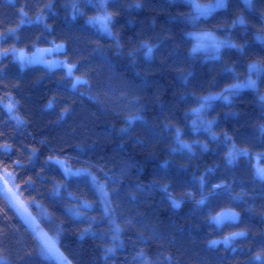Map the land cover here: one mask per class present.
<instances>
[{
	"label": "trees",
	"instance_id": "16d2710c",
	"mask_svg": "<svg viewBox=\"0 0 264 264\" xmlns=\"http://www.w3.org/2000/svg\"><path fill=\"white\" fill-rule=\"evenodd\" d=\"M225 3L193 20L185 0H108L106 35L88 22L97 15L89 0H0V172L11 173L37 227L58 233L69 264H264V180L253 166L257 159L264 167V77L253 76L256 88L235 90L229 101H208L199 119L191 111L199 97L245 81L250 62L264 64V0L251 9L244 0ZM205 32L236 47L223 46L218 58L193 52L189 34ZM55 46L53 56L81 80L75 87L63 67L23 66L11 51ZM176 129L191 151L177 143ZM49 157L107 185L121 229L115 241L87 178L66 177ZM213 184L226 188L209 195ZM83 202L90 207L77 206ZM222 209L237 212L238 223L215 226L210 217ZM237 231L241 238L224 242ZM34 236L0 192V259L54 264L38 256Z\"/></svg>",
	"mask_w": 264,
	"mask_h": 264
},
{
	"label": "snow or ice",
	"instance_id": "6c2138e0",
	"mask_svg": "<svg viewBox=\"0 0 264 264\" xmlns=\"http://www.w3.org/2000/svg\"><path fill=\"white\" fill-rule=\"evenodd\" d=\"M244 3H245V6L248 7L249 9L252 8V0H244ZM89 4L91 7L95 8L97 10V15L93 16V17H89L88 22L89 23L99 22L101 25V29L103 31L107 32L109 35H111V30H110L108 25L111 22L113 13L108 10V0H95L94 3L92 2V0H89ZM134 6L140 7L141 5L136 4ZM226 6H227L226 3H219L215 6H201L199 4H194L193 7L197 10V15L192 17V19L193 20L199 19V15L201 14V12H200L201 8L207 9V8H212V7H226ZM45 7H50V5H45ZM71 7H72L74 13L80 11L78 3H73L71 5ZM80 14H83V13H80ZM203 14L206 15L207 11H205ZM21 15H25L23 10H21ZM73 18H75V17H73ZM234 23H236V22L234 21ZM239 23L244 24L243 18L239 19ZM9 31L14 34L16 32V29H10ZM189 35H192L193 38L198 41V43L193 47V52L197 51L200 47H202V45L199 43V41L202 39H205V38L210 39L212 41L211 46L217 52L219 51L221 46L236 47L235 44L227 42V41H216L215 37H212L210 33L189 34ZM257 39H260V38L257 37ZM262 43H264V41H262ZM143 47H145L147 49V51L145 52L146 56L150 55L152 53V47L148 46L147 44H144ZM8 51L9 50H5L3 55H7ZM11 51H12L13 55L16 57V59H18L22 65L26 62L22 50H20L19 55H17L16 49H12ZM28 62L30 63L31 61H28ZM65 66L69 67V68L71 67L68 65H65ZM228 70L231 71V69H228ZM69 74H71V71H69ZM253 76H256L257 78L264 77V64H261L257 61L250 62L247 66V77H246L245 81H243V82L237 81L236 83H233V84L227 86L221 93H218L215 96L199 97L197 100L198 106L191 110L192 113L196 115L197 119H199L200 115L202 114V110H204L205 108H207L209 106L208 101L213 100V99H217V98H222L224 100H228V95H225V93L231 94L234 92V90H238V89L244 88V87H250L253 89L256 88V80L253 79ZM76 82H81L79 77L76 78V80L74 82V86H75ZM83 82L87 83V81H83ZM260 99L262 101H264V96H261ZM6 107L11 112L13 105L10 104V105H7ZM138 118L139 117H129V122H131L134 119H138ZM212 123H213L212 121H208V120L202 121L203 129L205 131H210ZM193 129L197 130L196 120H193ZM260 131L262 134H264V125H261ZM175 133H176L175 138H176L177 143H179L182 148H187L189 151H191V145L185 143L180 138L181 137L180 130L176 129ZM246 151H247L246 149H240L241 154H246ZM232 155H233V153H232V150L230 149L229 153H227V156L229 157V162H231ZM48 160L53 162V163L60 165L61 168L64 170L66 177L68 175H78V176H83V177L87 178L88 183L92 186L94 191L97 193V195L100 199V202L105 205L104 215H105V217L109 218V222L113 225V228H112L113 240L115 241L118 238L117 234L119 233V231L121 229H120V225L117 224L115 219L113 218L114 209H112L110 207L112 204V200L109 196L107 185L104 183H101L100 179L86 168L85 169H78V170H76V172L73 173L72 170L65 164L64 161L54 159L53 157H49ZM7 176L9 178H11V173H7ZM258 176L261 180H264V171L258 172ZM0 178H2V177H0ZM104 179L108 180L110 178L107 177V175L105 174ZM200 185H201V191H203L204 180L202 177L200 178ZM6 187H7V185H6ZM220 188H226V185H224V184H213L212 185V191L209 192V195H216L217 193L214 190L220 189ZM55 190L58 192V190H59L58 187H55ZM166 190H167V188L165 186V191ZM8 192L13 196V199L15 200L14 206L17 207V212H18L19 216L21 217L22 221L24 222V224L30 226L32 218H31L30 213L28 212L27 206L18 197H15V194L11 193V189H8ZM187 195L191 196L192 193L189 192V193H187ZM71 198L74 201L77 200L76 197H71ZM206 199H207V197L202 195L201 199L198 200L197 203L203 204ZM173 205L178 206L176 201H173ZM77 206L80 208H85V209L90 207V205L87 202L78 203ZM77 214L79 215V213H77ZM232 215L235 216L236 214L232 213ZM221 216H222V213H217L216 216L210 217V219L219 223ZM130 222L131 221H128V223H130ZM85 231H88V229H85ZM243 234L244 233H242V232H234L231 234V236L235 237V236H241ZM34 239L37 240L38 248H39L42 255H45L48 258H56L60 255L59 250H58V243H59L58 233L55 237L48 236V235H35ZM229 239H230V237L226 236L224 238V242L227 243ZM211 243L215 244V243H217V241H211ZM106 251L112 252L113 249L108 248ZM140 255L143 256V253L141 252ZM259 258H260L259 255H257L256 259H259ZM0 264H4V262L0 261ZM145 264H151V262L148 261L147 258H145Z\"/></svg>",
	"mask_w": 264,
	"mask_h": 264
},
{
	"label": "rangeland",
	"instance_id": "374dc122",
	"mask_svg": "<svg viewBox=\"0 0 264 264\" xmlns=\"http://www.w3.org/2000/svg\"><path fill=\"white\" fill-rule=\"evenodd\" d=\"M185 1H188L190 4H191V6H192V8H193V10L195 11V13L197 14V10L193 7V5L194 4H199V5H201V6H215V5H217V4H219V3H225V0H213L212 2H210V3H207V4H200V3H198L196 0H185ZM219 8H222V7H212V8H201V10H200V12H201V14L199 15L200 17H207L211 12H213V11H215V10H217V9H219ZM205 11H207V14L205 15V14H203ZM95 27H97L101 32H103L104 34H106V35H109L107 32H105V31H103L102 29H101V25H100V23L99 22H95V23H92ZM109 26V25H108ZM206 33V32H205ZM192 34H201V33H192ZM211 34V33H210ZM211 36L212 37H215L213 34H211ZM190 37H191V39H192V41H193V47L198 43V41L196 40V39H194L193 38V36L192 35H190ZM215 39H216V41H221V40H219V39H217L216 37H215ZM199 43L202 45V47H200L197 51H202V52H204V53H206L209 57H212V58H214V57H218V54H219V51H220V49L223 47V46H221L220 47V49H219V51L217 52V51H215L213 48H212V41L210 40V39H207V38H205V39H202V40H200L199 41ZM19 53H20V51H17V55H19ZM13 54V53H12ZM23 55H26L27 56V58L25 59V63L23 64V66H25V65H28V58L30 57V55H27V54H24L23 53ZM14 56V55H13ZM15 57V56H14ZM16 58V57H15ZM49 59L52 61V67H63L64 69H65V72H66V74L68 75V76H71L72 77V80H71V84H72V87H75L79 82H76L75 83V86H74V82H75V80H76V78L73 76V74H72V67H66L65 65H67L64 61H62V60H60L59 58H57L56 56H51V57H49ZM18 60V59H17ZM19 61V60H18ZM69 66V65H68ZM69 71H71V74H69ZM244 88H247V87H244ZM250 88V87H249ZM240 89H242V88H240ZM235 91V90H234ZM234 93V92H233ZM233 93H231V94H228V93H225V95H228V100H224V99H222V98H220L221 100H224V101H229L230 100V98H231V96H232V94ZM218 94V93H217ZM216 94H212V95H210V96H215ZM6 110H7V112L8 113H12V111L10 112L9 110H8V108L6 107ZM254 169H255V173H256V175L258 176V172H261V171H264V167L263 166H261L260 164H259V162H258V160L257 159H255V161H254ZM7 173L8 172H0V177H2V178H0V192L6 197V199H7V201H8V203H9V205L16 211V213L18 214V212H17V207L16 206H14L15 205V200L13 199V196L8 192V189H11V193L12 194H15V197H18L19 199H20V197H19V195H18V192H17V189H16V187L14 186V180H13V177H12V175H11V178H9L8 176H7ZM74 173V172H73ZM259 177V176H258ZM6 185H7V187H6ZM21 200V199H20ZM22 201V200H21ZM28 212H29V210H28ZM67 212L70 214V215H72L73 217H75V218H79L80 216H81V214L78 212V211H76V210H73V209H70V207H68L67 208ZM30 213V212H29ZM77 213H79V215L77 214ZM30 215H31V213H30ZM18 216H19V214H18ZM20 217V216H19ZM21 218V217H20ZM31 224H30V226L29 225H27V226H29V228L33 231V233L35 234V235H48V236H51V235H49L48 233H46L45 231H43V230H40L38 227H37V221H36V219L31 215ZM22 220V219H21ZM52 237H54V236H52ZM58 250H59V248H58ZM37 254H38V256L40 257V258H42V259H44V260H47V261H49V262H52V263H54V264H69L67 261H66V259L63 257V255L61 254V252H60V250H59V256L58 257H56V258H48V257H46L45 255H42L41 254V252H40V250H39V248H38V252H37ZM0 261H3L4 262V264H6L7 263V261L5 260V259H0Z\"/></svg>",
	"mask_w": 264,
	"mask_h": 264
},
{
	"label": "water",
	"instance_id": "95a60500",
	"mask_svg": "<svg viewBox=\"0 0 264 264\" xmlns=\"http://www.w3.org/2000/svg\"><path fill=\"white\" fill-rule=\"evenodd\" d=\"M58 49H59L58 46L39 48L32 55H30V57L28 58V61H31L30 63L28 62V65L32 66V67L50 68L52 66V61L49 59V57H51L53 54H55L58 51ZM24 57H25V59L27 58V56H24ZM54 159H58V158H54ZM58 160H60V159H58ZM54 164L57 165L61 169V171L64 173V170L61 168L60 165H58L56 163H54ZM217 213H222V216H221L219 223H217L216 221L213 220L214 225L217 227L221 226L222 224H226V223L236 224L239 221L238 213L232 209H222V210L218 211ZM232 213H235L236 215L233 216ZM216 214L214 216H216ZM242 236L243 235L232 237L230 235L229 237H230V240L233 241V240L241 238Z\"/></svg>",
	"mask_w": 264,
	"mask_h": 264
}]
</instances>
